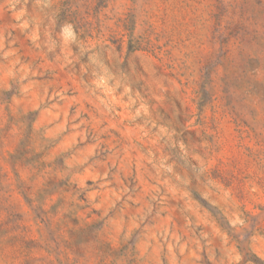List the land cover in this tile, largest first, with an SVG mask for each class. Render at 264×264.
<instances>
[{"label":"rangeland","instance_id":"obj_1","mask_svg":"<svg viewBox=\"0 0 264 264\" xmlns=\"http://www.w3.org/2000/svg\"><path fill=\"white\" fill-rule=\"evenodd\" d=\"M0 264H264V0H0Z\"/></svg>","mask_w":264,"mask_h":264}]
</instances>
